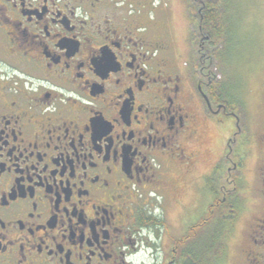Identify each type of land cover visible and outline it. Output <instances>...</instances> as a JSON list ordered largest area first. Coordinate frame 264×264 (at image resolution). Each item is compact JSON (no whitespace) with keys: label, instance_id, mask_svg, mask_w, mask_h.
I'll list each match as a JSON object with an SVG mask.
<instances>
[{"label":"flooded vegetation","instance_id":"flooded-vegetation-1","mask_svg":"<svg viewBox=\"0 0 264 264\" xmlns=\"http://www.w3.org/2000/svg\"><path fill=\"white\" fill-rule=\"evenodd\" d=\"M147 5L0 0V264H198L199 212L234 215L214 264H264V112L215 102Z\"/></svg>","mask_w":264,"mask_h":264},{"label":"rangeland","instance_id":"rangeland-1","mask_svg":"<svg viewBox=\"0 0 264 264\" xmlns=\"http://www.w3.org/2000/svg\"><path fill=\"white\" fill-rule=\"evenodd\" d=\"M154 1L152 12L156 18L155 24L170 46L169 52L185 69L193 70L199 40L192 35L194 22L187 12L188 0ZM223 6L226 28L223 42L214 50L215 55L211 56V51L209 58L200 61L202 68L196 71L201 73L203 69L213 82L224 86L225 100L235 113L243 118L257 116L264 112V0H223ZM156 13L161 16V22L157 20ZM199 78L202 76L199 75ZM224 119L225 122L228 120L226 133L227 127L230 128V119ZM211 139L212 135L208 134L203 142L210 143ZM208 163L200 162L198 171H206ZM201 216L199 212L198 217ZM167 218L169 226L176 233L179 228L176 210L170 211ZM236 221L235 228L238 229L242 221Z\"/></svg>","mask_w":264,"mask_h":264},{"label":"trees","instance_id":"trees-1","mask_svg":"<svg viewBox=\"0 0 264 264\" xmlns=\"http://www.w3.org/2000/svg\"><path fill=\"white\" fill-rule=\"evenodd\" d=\"M223 0H188L187 12L192 22L193 34L198 38L200 46L195 50V69L202 68L200 61L215 55L217 46L223 42L226 32L223 18ZM195 28V30H194ZM204 40V44L202 41ZM203 46V49L202 47ZM215 50V51H214ZM203 69H201V73ZM197 72V71H196ZM197 74H200V72ZM210 76V75H209ZM215 91L214 101H224V86L211 84ZM229 106V104H228ZM234 215L225 217L223 214H206L198 221V241L195 254L198 264H214L225 252V237L227 230L224 225ZM209 224V225H207Z\"/></svg>","mask_w":264,"mask_h":264},{"label":"crops","instance_id":"crops-1","mask_svg":"<svg viewBox=\"0 0 264 264\" xmlns=\"http://www.w3.org/2000/svg\"><path fill=\"white\" fill-rule=\"evenodd\" d=\"M151 1H152V0H151ZM151 1L148 2L147 10L144 12V20H150V21H151V20H154V21H156L155 14L152 12L153 6H152V4L150 3ZM137 4H138V3H137ZM142 5H143V3L140 4V6H139V4L137 5V6L140 7V10H141V8H142V10H143ZM156 15H157V20H158L159 22H161V21H162V18H161V16L159 15V13H156Z\"/></svg>","mask_w":264,"mask_h":264}]
</instances>
